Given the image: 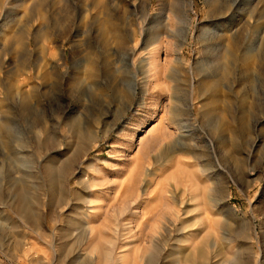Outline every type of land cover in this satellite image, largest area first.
Returning a JSON list of instances; mask_svg holds the SVG:
<instances>
[{"label":"rangeland","instance_id":"rangeland-1","mask_svg":"<svg viewBox=\"0 0 264 264\" xmlns=\"http://www.w3.org/2000/svg\"><path fill=\"white\" fill-rule=\"evenodd\" d=\"M235 1L0 0V264H264V0Z\"/></svg>","mask_w":264,"mask_h":264},{"label":"bare ground","instance_id":"bare-ground-1","mask_svg":"<svg viewBox=\"0 0 264 264\" xmlns=\"http://www.w3.org/2000/svg\"><path fill=\"white\" fill-rule=\"evenodd\" d=\"M239 3V0H236L235 1V4H238ZM222 7V6H221ZM223 10V9H222ZM108 28V27H107ZM22 37H19V39H21ZM233 52H230V54H232ZM234 55V54H233ZM233 55H231V58L230 59H232V61L233 60H236L235 59V57H233ZM246 56L244 57V59H243V63L245 64V66L248 68V67H250L251 65H252V62H253V60H252V58H251V55H247V54H245ZM235 56H236V54H235ZM228 58V59H229ZM229 59V64H230V66H231V60ZM254 59V58H253ZM255 61V60H254ZM233 63H234V61L232 62V65H233ZM228 64V65H229ZM243 64V65H244ZM254 65V64H253ZM252 67V66H251ZM229 68H231V67H228V71L230 70ZM247 71H248V69H247ZM230 73L229 74H231V71H229ZM248 74H249V76L251 75L249 72H247ZM249 78V77H248ZM250 82V81H249ZM76 128V127H75ZM79 130V129H78ZM212 173L210 174L211 176L212 175H215V176H218V175H220V174H222V169L218 166V165H215V167H213L212 168V171H211ZM53 175H54V173H53ZM211 179H214L213 180V183H214V185L216 184L217 185V181H218V179L216 178V177H214V176H212L211 177ZM216 187H218V186H216ZM215 190V189H214ZM225 204V203H224ZM240 264H242L241 262H240Z\"/></svg>","mask_w":264,"mask_h":264}]
</instances>
